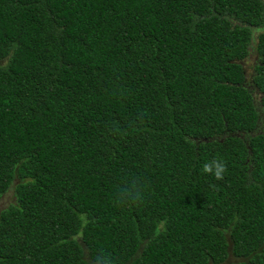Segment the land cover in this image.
<instances>
[{"label":"trees","instance_id":"obj_1","mask_svg":"<svg viewBox=\"0 0 264 264\" xmlns=\"http://www.w3.org/2000/svg\"><path fill=\"white\" fill-rule=\"evenodd\" d=\"M250 85L264 0H0V264H264Z\"/></svg>","mask_w":264,"mask_h":264},{"label":"rangeland","instance_id":"obj_2","mask_svg":"<svg viewBox=\"0 0 264 264\" xmlns=\"http://www.w3.org/2000/svg\"><path fill=\"white\" fill-rule=\"evenodd\" d=\"M252 45L255 46L256 45V41L252 42ZM251 51V50H250ZM254 54L255 52L251 51L248 57V61L245 62V68L246 71L250 74H253V66H254V62H253V58H254ZM250 79V78H249ZM252 90V93L254 95V103L257 107V111L260 115V117H262L264 115V111H263V107L262 104L260 103V95L261 93L257 90V88L254 85H250L249 86ZM16 182V179H15ZM15 202V197L13 194V190L12 189H7L0 197V212L7 208V206L9 205V203H13ZM238 259H236L233 256H228V258L226 259V261L220 263V264H230L233 261H237Z\"/></svg>","mask_w":264,"mask_h":264},{"label":"clouds","instance_id":"obj_3","mask_svg":"<svg viewBox=\"0 0 264 264\" xmlns=\"http://www.w3.org/2000/svg\"><path fill=\"white\" fill-rule=\"evenodd\" d=\"M202 170L205 173L213 175L216 180H223L224 173L227 171V167L222 161L213 159L203 164ZM126 198H130L133 203H137L142 200V192L136 189L135 196L129 195ZM126 198L121 199V201L127 203L128 201Z\"/></svg>","mask_w":264,"mask_h":264}]
</instances>
